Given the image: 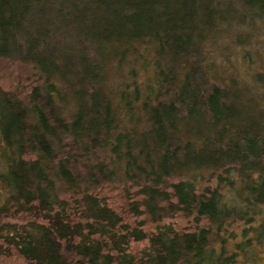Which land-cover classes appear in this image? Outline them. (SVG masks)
I'll return each mask as SVG.
<instances>
[{
    "label": "trees",
    "instance_id": "obj_1",
    "mask_svg": "<svg viewBox=\"0 0 264 264\" xmlns=\"http://www.w3.org/2000/svg\"><path fill=\"white\" fill-rule=\"evenodd\" d=\"M231 4L264 20V0H0V57L38 75L24 98L0 87L1 255L264 264V121L241 119L233 86H209L199 64L203 32ZM116 66L134 82L113 92ZM116 183L136 190V216L206 227L149 236L101 198Z\"/></svg>",
    "mask_w": 264,
    "mask_h": 264
},
{
    "label": "rangeland",
    "instance_id": "obj_2",
    "mask_svg": "<svg viewBox=\"0 0 264 264\" xmlns=\"http://www.w3.org/2000/svg\"><path fill=\"white\" fill-rule=\"evenodd\" d=\"M223 9V17L218 21L212 30L203 32L204 41L201 49H208L203 60L199 64L205 68L209 80V86L218 85L226 88L233 86L231 103L234 105L235 113L241 119L264 121V20L252 21L253 11L249 12L246 8H241L231 4ZM249 15V20L246 18ZM207 40V43H206ZM206 47V48H205ZM131 62V57H129ZM124 67H126L124 65ZM140 67H143L142 65ZM110 76L111 84L107 87L113 92L125 85L126 82H134L131 78V69H122L119 74L118 66L112 68ZM140 71H142L140 69ZM141 76L139 83L147 82ZM38 83V75L34 69L16 60L0 57V87L6 92H16L23 98L27 96ZM133 84V83H132ZM238 116L236 115L237 119ZM264 129V126L261 125ZM136 190L130 185L120 183L105 184L99 191L107 205L118 214L123 223L134 226L142 223L143 229L150 236L159 227H172L179 233H192L206 227L205 221L196 222L193 217L176 215L166 218L160 223H153L151 218L143 213L139 216L134 215L130 206L140 199L135 195ZM5 219L0 220L3 224ZM9 221V220H6ZM19 222L22 221H12ZM149 246L148 240L131 243V253L139 256ZM264 258V254H262ZM0 264H29L17 252L10 255L0 254Z\"/></svg>",
    "mask_w": 264,
    "mask_h": 264
}]
</instances>
